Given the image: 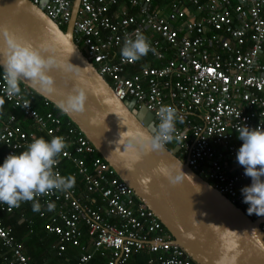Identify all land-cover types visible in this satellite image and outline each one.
Returning <instances> with one entry per match:
<instances>
[{"label":"built area","instance_id":"1","mask_svg":"<svg viewBox=\"0 0 264 264\" xmlns=\"http://www.w3.org/2000/svg\"><path fill=\"white\" fill-rule=\"evenodd\" d=\"M39 5L40 0H31ZM74 0H46L39 5L58 26L68 23ZM139 30L155 52L135 62L124 61L120 49ZM72 37L115 96L144 106L153 121L159 107L177 109L174 139L177 157L192 171L249 215L241 188L251 179L238 170L236 152L242 141L236 128L264 127V0H79ZM0 98L13 112L0 114L3 158L19 154L38 134L50 141L63 136L69 147L55 170L75 178L72 189L38 197L42 228L57 237L60 256L77 249L72 264H128L133 253L150 255L147 264H198L172 241L166 228L102 159L81 130L59 112L33 105L36 92L27 86L9 96L0 69ZM30 101L27 108L22 105ZM46 108V109H45ZM182 121V122H181ZM55 204L49 211L47 203ZM32 205L22 202L0 213ZM24 218L23 213H19ZM31 224L32 219H27ZM264 232V221L260 222ZM101 257L100 263H93ZM0 259L3 264H37L24 252L0 218Z\"/></svg>","mask_w":264,"mask_h":264},{"label":"water","instance_id":"2","mask_svg":"<svg viewBox=\"0 0 264 264\" xmlns=\"http://www.w3.org/2000/svg\"><path fill=\"white\" fill-rule=\"evenodd\" d=\"M45 2L40 0L39 5ZM78 4L79 0L73 1L71 17L62 29L31 0H0V60L5 35L12 34L63 65L48 71L54 81L52 92L39 84L21 83L55 107L74 87L84 90V112H61L57 107L58 112L81 130L192 260L198 264H264V232L260 228L264 219H250L181 161L175 154L177 147L140 154L139 159L136 152L123 151L129 132L147 127L153 116L144 106L134 107L133 99H118L75 44L72 29ZM68 62L76 66L70 72L64 70ZM157 168L174 170L182 181L169 183L163 171L153 175Z\"/></svg>","mask_w":264,"mask_h":264},{"label":"clouds","instance_id":"3","mask_svg":"<svg viewBox=\"0 0 264 264\" xmlns=\"http://www.w3.org/2000/svg\"><path fill=\"white\" fill-rule=\"evenodd\" d=\"M4 44L0 69L5 81V92L9 96L20 95V84L25 81L33 86L39 84L45 91H54V81L48 75V71L53 67L62 68L63 65L57 64L51 57L42 55L41 50L27 42H22L12 34L5 35ZM150 51L155 52L150 41L137 30L134 36L125 38L120 55L124 61L135 62ZM68 65L65 71L70 72L76 67L69 62ZM86 99L84 90L74 87L65 99L57 104V107L61 112L70 110L84 112ZM29 103L30 101L25 102L22 107L27 108ZM3 104L4 100L0 98V108ZM156 116L159 123L152 121L147 127H137L134 132H129V129L126 131L129 132V139L122 144L123 151L136 152V159H139L140 154L162 151L165 144L174 139L178 120L177 109L162 104ZM236 131L238 139L242 141L236 152V161L243 167L244 175L251 179L250 185L241 188L242 202L248 205L249 215L264 216V127L258 125L251 128L242 124L236 128ZM67 147L69 145L63 136H53L50 141L40 137L33 138L25 151L8 154L0 164V203L6 204L11 209L19 207L22 202H31L32 210L39 212L41 204L38 197L54 191L64 192L72 189L75 178L71 175L62 176L55 170L57 158L64 154ZM161 171L163 170L159 168L154 169L153 175ZM180 171L182 172L181 166ZM163 174L171 184L182 181L174 170L163 171ZM46 203L49 211L55 209L54 203ZM167 264H175V262L168 261Z\"/></svg>","mask_w":264,"mask_h":264},{"label":"trees","instance_id":"4","mask_svg":"<svg viewBox=\"0 0 264 264\" xmlns=\"http://www.w3.org/2000/svg\"><path fill=\"white\" fill-rule=\"evenodd\" d=\"M62 29H64V27H61ZM26 86L24 84H20V88ZM42 96H40L39 94L36 93V98L35 101L33 102V105L37 108H39L40 110H43L44 107L42 108L40 106V98ZM47 109L53 111V112H58V108L55 107L52 103H49V106L46 107ZM45 108V109H46ZM13 112L14 114L18 115V117L21 118V114L20 111L17 108H10L9 104L4 101L3 107L0 108V114L1 116H4L6 113L8 112ZM62 118H67V116L65 114H62ZM43 137L45 140L49 141L48 138L44 135V134H38V138ZM4 161L3 158V150H0V164H2ZM248 180H250V178H248ZM32 205H28L27 207L24 206L22 207V209H20L19 211L16 210L14 213H0V218L2 219L3 224H5L6 226H8L11 230L12 235L15 237V239L19 242L22 243V245H29V243H31L32 241H34L33 236L31 234L33 233H29L28 232V223L26 221L27 219H32V223L35 225L40 219L37 217L38 220H36L35 216L34 217H29L30 216V212L33 211L32 210ZM19 213H23L25 216L24 218L20 215ZM35 214L37 215V212H35ZM41 222V220H40ZM39 222V223H40ZM24 225V226H23ZM22 227L25 228V230L27 231V233H29V235H31L32 237L26 238V235H23V233L21 234L19 232L20 229H22ZM168 232V231H167ZM169 233V232H168ZM28 249H26V251L29 253V251H31L30 246H27ZM67 252H69V248L66 250V252H64L62 255L58 256V257H62L66 259L67 256ZM76 259V258H75ZM147 254L145 252H137V253H133L130 256V263L129 264H147ZM75 260H73L71 263H74ZM0 264H3V262L0 259Z\"/></svg>","mask_w":264,"mask_h":264},{"label":"crops","instance_id":"5","mask_svg":"<svg viewBox=\"0 0 264 264\" xmlns=\"http://www.w3.org/2000/svg\"><path fill=\"white\" fill-rule=\"evenodd\" d=\"M238 170H244V169L242 166L239 165ZM34 216L36 220H38L35 212L31 211L29 217H34ZM39 222L40 220L35 225L33 223L31 224L28 223L29 224L28 232L33 233L31 235L33 236L34 241H32L31 243H29V245H27L30 246L31 248V251H29V253L26 251V249H28L27 246L23 245V250L25 254L37 264H72L71 262L73 260H76L75 258L77 257L78 254L77 249L72 246H68L69 252L66 253L67 254L66 259L65 257L64 258L58 257V255H56L55 253V249L52 247V245L57 242L58 240L57 237L51 233H47L46 231H44L41 223L42 220L40 223ZM19 232L21 234L23 233V235H26L25 236L26 238L32 237L31 235H29V233H27L24 227H22V229H20ZM149 256L150 255L147 254V258ZM101 261L102 258L98 257L93 260V263L96 262L100 263ZM129 263L130 260L128 264Z\"/></svg>","mask_w":264,"mask_h":264},{"label":"bare ground","instance_id":"6","mask_svg":"<svg viewBox=\"0 0 264 264\" xmlns=\"http://www.w3.org/2000/svg\"><path fill=\"white\" fill-rule=\"evenodd\" d=\"M135 107V106H134ZM136 108H139V107H136ZM68 118V117H67ZM69 119V118H68ZM70 120V119H69ZM168 149V148H167ZM173 148H170L169 150H171ZM99 154V153H98ZM176 156H177V150L175 152ZM100 155V154H99ZM101 156V155H100ZM102 157V156H101ZM102 159L104 160V158L102 157ZM106 161V160H105ZM107 162V161H106ZM108 163V162H107ZM109 164V163H108ZM110 166V165H109ZM111 167V166H110ZM112 168V167H111ZM115 171V170H114ZM116 173V172H115ZM197 174V173H196ZM198 175V174H197ZM201 177V176H200ZM203 178V177H202ZM204 179V178H203Z\"/></svg>","mask_w":264,"mask_h":264},{"label":"rangeland","instance_id":"7","mask_svg":"<svg viewBox=\"0 0 264 264\" xmlns=\"http://www.w3.org/2000/svg\"><path fill=\"white\" fill-rule=\"evenodd\" d=\"M107 82V81H106ZM109 84V82H107Z\"/></svg>","mask_w":264,"mask_h":264}]
</instances>
